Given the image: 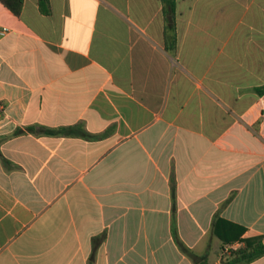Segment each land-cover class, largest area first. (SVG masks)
I'll return each mask as SVG.
<instances>
[{
  "label": "crops",
  "instance_id": "0c3cea01",
  "mask_svg": "<svg viewBox=\"0 0 264 264\" xmlns=\"http://www.w3.org/2000/svg\"><path fill=\"white\" fill-rule=\"evenodd\" d=\"M49 2L0 1V264L264 244V0Z\"/></svg>",
  "mask_w": 264,
  "mask_h": 264
},
{
  "label": "trees",
  "instance_id": "16d2710c",
  "mask_svg": "<svg viewBox=\"0 0 264 264\" xmlns=\"http://www.w3.org/2000/svg\"><path fill=\"white\" fill-rule=\"evenodd\" d=\"M6 7H8L14 14L19 15L24 4V0H0ZM165 3V13L171 25H174L175 20V0H163ZM41 10L44 13L51 11L49 0H39ZM261 94H264V85L258 88ZM176 233V231H175ZM182 249L191 254V256L198 262V264H207L205 256H195L184 244L181 243ZM231 262L235 264H246L264 255V244L262 242L256 245H245L241 248L232 251ZM229 262L228 264H231Z\"/></svg>",
  "mask_w": 264,
  "mask_h": 264
},
{
  "label": "built area",
  "instance_id": "2783aa9c",
  "mask_svg": "<svg viewBox=\"0 0 264 264\" xmlns=\"http://www.w3.org/2000/svg\"><path fill=\"white\" fill-rule=\"evenodd\" d=\"M234 249H235V247H233V246H227L224 248V251H225V253L230 254Z\"/></svg>",
  "mask_w": 264,
  "mask_h": 264
}]
</instances>
